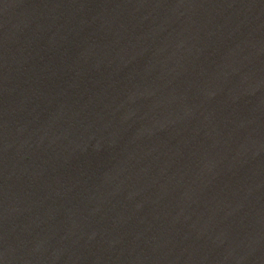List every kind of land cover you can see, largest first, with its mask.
I'll return each instance as SVG.
<instances>
[{"label": "water", "instance_id": "1", "mask_svg": "<svg viewBox=\"0 0 264 264\" xmlns=\"http://www.w3.org/2000/svg\"><path fill=\"white\" fill-rule=\"evenodd\" d=\"M0 264H264V0H0Z\"/></svg>", "mask_w": 264, "mask_h": 264}]
</instances>
